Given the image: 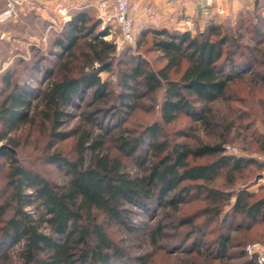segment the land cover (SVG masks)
<instances>
[{"label": "trees", "instance_id": "1", "mask_svg": "<svg viewBox=\"0 0 264 264\" xmlns=\"http://www.w3.org/2000/svg\"><path fill=\"white\" fill-rule=\"evenodd\" d=\"M257 14L245 12L239 15V34L235 31L232 35L223 32V21L209 22L205 31L197 35L168 27L155 29L150 48L160 51L165 63L156 67L142 55L132 63L126 61L125 68L118 71L123 87L120 93L122 104L128 109L134 108L136 99L143 96L141 89L146 93L164 89L161 105L163 123H172L183 113L197 119L205 112H210L208 105L225 97L231 82L243 79L246 70L254 69L255 64L261 65L262 61L257 59L253 50L250 51L251 55L239 53L242 47L239 39L241 30L252 27ZM258 20L253 30L260 33L259 26L264 24V16L260 15ZM98 25L97 21H92L87 9L76 13L68 21L67 30L57 37L55 44L64 46L69 58L58 73L54 74L52 70L51 80L41 99L42 108L33 114L34 90L14 79L13 72L16 69H9L3 74V88L0 90V125L3 128L12 130L21 124L34 125L40 118L38 124L41 129L47 127L50 130V137L63 136L64 133L57 131L64 115L63 108L86 88L102 92L107 89L109 84L102 81L99 72L111 68L112 61L107 60L115 51V44L101 38L98 42H88V51L77 53L83 35L87 31L92 32ZM104 34L102 32L101 35ZM238 53L240 57L236 58ZM42 55L36 56L27 66L29 71L34 72L43 67L45 55ZM96 60L102 66L90 70ZM261 103L264 104L263 98ZM119 122H122L121 118ZM118 123L117 126L120 125ZM160 130L159 125L154 123L140 131L125 127L117 133L120 148L126 155L135 154L147 135L156 137L152 143L156 159L149 163L142 176L128 175L122 171L119 159H111L108 154L100 153L102 136L92 139L86 146L91 139V131H86L78 141L77 160L62 159L58 154L51 156L54 161L64 162L70 169L72 177L67 184L50 181L20 163L12 152L7 149L1 151L0 156L10 160L7 183L11 187L7 201L0 205V216L10 210L3 218V225H0L3 243L8 245L24 241L22 264H130L109 230L110 225L121 224L122 212L127 211L126 203L147 207L148 202L156 199L160 204L178 208V204L185 202L195 189L205 193L213 205L187 215L180 222L181 225L191 226L185 234L188 240L186 250L197 252L201 258L197 260L195 257L186 264H211V260L227 257L230 236L224 232H220L205 249L201 247V237L207 234V222L215 221L220 216L223 204L230 201L234 194L215 189L211 184L226 170L228 184L234 185L236 173L247 168L250 163L244 157L226 154V140L197 145L170 141L168 138L159 141ZM13 145L16 147L18 143ZM86 149H90L93 154L88 164H85ZM203 158L208 160L196 162ZM184 182L189 183L183 185ZM27 189L34 190L35 198L49 214L46 221L51 226L50 232L41 228L44 215L36 218L25 208L35 200L27 193ZM232 208L222 218L220 226L228 218L232 220L233 217L241 216L246 227L253 228L255 223L264 221V191L237 192ZM203 214L207 216L206 220L196 224L195 216ZM240 228L242 226L237 229ZM162 231L163 225L159 223L152 232L154 244L158 242ZM254 241L264 243L263 238L249 242ZM249 242L240 245L239 254L244 258L242 264H257L256 259L245 250ZM4 256L7 259L8 255ZM140 261L146 264V261Z\"/></svg>", "mask_w": 264, "mask_h": 264}, {"label": "rangeland", "instance_id": "2", "mask_svg": "<svg viewBox=\"0 0 264 264\" xmlns=\"http://www.w3.org/2000/svg\"><path fill=\"white\" fill-rule=\"evenodd\" d=\"M83 1L75 0L74 6L69 8H67L68 5L56 7L50 13V20L47 21L43 18L37 20L33 15L17 17V20L11 19L7 22L0 21V90L3 88V74L9 69H16L13 72L14 79L34 90V108L31 114L42 108L41 99L51 80L52 70L54 74L58 73L62 64L69 58V53L65 51L64 46L56 45L55 40L67 30L68 21L76 13L87 9L92 21H97L99 24L92 32L87 31L83 35L77 53L88 51L87 43L90 41L98 42L102 38L115 44L120 37L118 28L112 24L103 27L98 19L97 9L94 6L84 7L81 4L85 3ZM90 1L94 2V0H86V2ZM133 2L136 6V41L133 44H126L120 51L115 49L107 60L112 61L111 68L99 72L102 81L109 84L107 89L102 92L95 88H86L74 98L72 103L63 108L64 115L57 128V131L64 133L63 136L50 137V130L47 127L41 129L38 124L39 118L34 125L21 124L12 130L0 125V145L8 144L13 147L15 150L13 154L27 168L37 171L50 181L67 184L72 177L70 169L64 162L54 161L51 156L58 154L62 156V159L65 157L69 160H77L78 141L86 131H91V139L85 145L88 146L92 139L102 136L103 145L99 150L100 153L108 154L111 159H119L122 171L131 176L144 175L149 163L156 159L152 149V143L156 137L147 135L135 154L126 155L117 140V133L125 127L140 131L145 126L157 123L161 129L158 136L159 141L168 138L170 141H185L197 145L201 142L217 143L226 140L225 153L235 157H244L250 164L236 173V182L232 186L228 184L226 170L212 182L211 186L215 189L234 194L230 201H225L223 204L220 216L215 221L207 222V234L201 237V247L205 249L220 232H224L230 236L227 244L229 255L224 259L211 260V264H242L244 258L239 254L240 245L258 238L264 239V221L255 223L250 229L246 227L247 224L241 216L233 217L232 220L228 218L221 226L220 222L227 213L232 211L237 192L241 190L264 191L262 190L264 186V104L261 103V98L264 99V24L258 25L261 27L260 33L253 30L256 23H259V16H264V0H259L256 5L253 1L251 3L253 7L245 10L247 14L258 13V16L254 17L252 27L241 30L239 37L242 44L239 53L251 55L250 51L253 50L257 59L262 61L261 65L255 64L254 69L246 70L243 79L231 82L227 95L208 105L210 112H205L197 119L183 113L169 124L163 123L161 117L164 89L156 93H146L144 89H141L143 96L136 99L137 105L134 108L128 109L129 107L127 108L121 102L120 93L123 87L120 84L119 69L125 68L126 61L132 63L140 55L146 56L156 67L163 65L165 60L161 58V52L150 48L155 36L153 31L162 27L173 29L159 15L165 3L169 7L168 0H134ZM3 7L2 4L0 12ZM186 17L184 15V19ZM191 18L195 23L192 24V28L178 30L190 31L193 35L205 31L209 23L206 17L203 22L201 18L192 13ZM222 21L225 24L223 32L231 35L234 31L238 33V18L226 17L222 18ZM3 30H9L10 33L3 34ZM102 32L106 34L101 35ZM157 37L163 38L162 36ZM63 53L64 56H61ZM239 53L236 58L240 57ZM42 54L45 55L42 61L43 67L34 72L29 71L27 66H30L36 56ZM101 66L102 63L96 60L89 69L94 70ZM127 109L128 112H126ZM120 118L122 122H119L120 125L117 126ZM15 143H18L16 147L13 145ZM84 154L85 164L90 163L92 151L86 149ZM206 160L208 159L203 158L196 162ZM9 167L10 160L6 156H0V205L7 201L11 191L7 183ZM259 175H261L260 178H258ZM187 183L189 182H184L183 185ZM192 191L193 193L185 202L178 204V208L160 204L156 199L148 202V208L131 202L126 203L127 211L122 212L121 224L115 223L109 227L110 235L122 248L126 261L130 264H143L140 260L146 261V264H186L195 257L201 260L197 252L186 250L188 240L185 234L191 226L181 225L180 222L187 215L213 204L205 193L195 189ZM27 193L31 194L35 200L25 208L36 218L44 215L45 220L41 223V228L50 232L51 226L46 221L49 214L35 198L33 189H27ZM9 211L8 209L6 214L0 216V225H3V218L8 215ZM206 218L207 216L203 214L195 216L194 220L196 224H199L203 223ZM159 223L163 225V231L158 242L154 244L151 238L152 232ZM241 226L242 228L237 229ZM23 247L24 241L6 245L0 237V264H22ZM5 254L8 255L7 259Z\"/></svg>", "mask_w": 264, "mask_h": 264}, {"label": "crops", "instance_id": "3", "mask_svg": "<svg viewBox=\"0 0 264 264\" xmlns=\"http://www.w3.org/2000/svg\"><path fill=\"white\" fill-rule=\"evenodd\" d=\"M202 1L203 0H180L179 3L172 4L168 0L169 7H167L165 3V7L159 13V15L163 14L164 22L169 24V26L173 29H189L192 28V24H195L193 18H191L192 13L196 14L198 18H201V21H205L206 15L204 13L203 6L201 5ZM253 1L255 4V2L259 0H220L219 4L226 8V14L223 16H216L215 20L220 22L222 18L226 17L237 19L240 14L245 12V10L253 7L251 5ZM9 2L13 3L14 9L10 17L5 22L11 19L17 20V17H24L28 15L35 16L37 20H39L38 18H43L45 21H47L50 20V13L56 7L60 8L61 5H68L67 8H69L73 7L75 4V0H0V6L2 4L4 5L3 10L8 7ZM184 15L187 16L185 19ZM35 24L38 25L37 23ZM6 32L10 33L9 30H3L2 33L5 34Z\"/></svg>", "mask_w": 264, "mask_h": 264}, {"label": "built area", "instance_id": "4", "mask_svg": "<svg viewBox=\"0 0 264 264\" xmlns=\"http://www.w3.org/2000/svg\"><path fill=\"white\" fill-rule=\"evenodd\" d=\"M219 1L203 0L201 2L208 22L214 21L216 16L226 14V8L220 5ZM83 2L85 3L81 4L84 7L94 6L97 9L98 19L102 22L103 27L112 24L119 29L120 37L115 42L117 51L122 50L126 44L135 43L136 6L133 0H94V2L84 0ZM169 2L177 4L180 0H169ZM13 9V3L9 2L8 7L0 12V21H6L12 14ZM160 16L163 18V14ZM245 250L250 257L256 259L257 264H264V243H248Z\"/></svg>", "mask_w": 264, "mask_h": 264}, {"label": "water", "instance_id": "5", "mask_svg": "<svg viewBox=\"0 0 264 264\" xmlns=\"http://www.w3.org/2000/svg\"><path fill=\"white\" fill-rule=\"evenodd\" d=\"M4 149H8V150H10L12 153L15 152L14 148L11 147V146L8 145V144H1V145H0V152L3 151ZM260 177H261V175L258 176V178H260Z\"/></svg>", "mask_w": 264, "mask_h": 264}]
</instances>
